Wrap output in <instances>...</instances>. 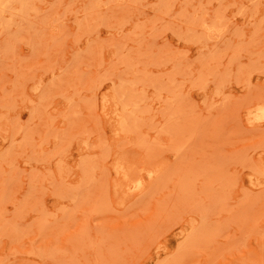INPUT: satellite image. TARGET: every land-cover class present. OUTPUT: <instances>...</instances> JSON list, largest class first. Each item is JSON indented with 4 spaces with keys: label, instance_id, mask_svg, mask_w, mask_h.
I'll return each mask as SVG.
<instances>
[{
    "label": "rangeland",
    "instance_id": "374dc122",
    "mask_svg": "<svg viewBox=\"0 0 264 264\" xmlns=\"http://www.w3.org/2000/svg\"><path fill=\"white\" fill-rule=\"evenodd\" d=\"M0 264H264V0H0Z\"/></svg>",
    "mask_w": 264,
    "mask_h": 264
}]
</instances>
